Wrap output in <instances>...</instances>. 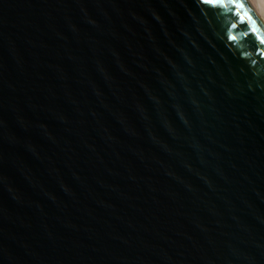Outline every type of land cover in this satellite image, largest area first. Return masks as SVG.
Here are the masks:
<instances>
[{
  "label": "water",
  "instance_id": "1",
  "mask_svg": "<svg viewBox=\"0 0 264 264\" xmlns=\"http://www.w3.org/2000/svg\"><path fill=\"white\" fill-rule=\"evenodd\" d=\"M244 20L0 0V264H264V48Z\"/></svg>",
  "mask_w": 264,
  "mask_h": 264
},
{
  "label": "snow or ice",
  "instance_id": "2",
  "mask_svg": "<svg viewBox=\"0 0 264 264\" xmlns=\"http://www.w3.org/2000/svg\"><path fill=\"white\" fill-rule=\"evenodd\" d=\"M206 4H216L217 6H229L231 5L234 11V14L239 19L240 22H245L244 17L247 16V22L250 25L249 31L255 36L258 44L264 48V35L260 34L258 28V21H256L253 16L247 11H242L245 9V3L243 0H204ZM233 29L237 27V24L232 25ZM230 39L235 40L236 37L232 36Z\"/></svg>",
  "mask_w": 264,
  "mask_h": 264
},
{
  "label": "bare ground",
  "instance_id": "3",
  "mask_svg": "<svg viewBox=\"0 0 264 264\" xmlns=\"http://www.w3.org/2000/svg\"><path fill=\"white\" fill-rule=\"evenodd\" d=\"M255 14L264 23V0H247Z\"/></svg>",
  "mask_w": 264,
  "mask_h": 264
}]
</instances>
